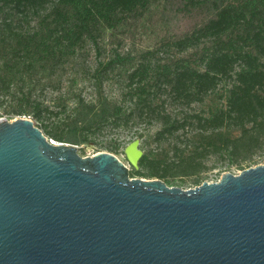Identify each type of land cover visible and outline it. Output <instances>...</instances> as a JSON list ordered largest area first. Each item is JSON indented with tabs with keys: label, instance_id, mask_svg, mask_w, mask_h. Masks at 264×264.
<instances>
[{
	"label": "water",
	"instance_id": "1",
	"mask_svg": "<svg viewBox=\"0 0 264 264\" xmlns=\"http://www.w3.org/2000/svg\"><path fill=\"white\" fill-rule=\"evenodd\" d=\"M76 149L0 119V264H264V163L183 190Z\"/></svg>",
	"mask_w": 264,
	"mask_h": 264
},
{
	"label": "rangeland",
	"instance_id": "2",
	"mask_svg": "<svg viewBox=\"0 0 264 264\" xmlns=\"http://www.w3.org/2000/svg\"><path fill=\"white\" fill-rule=\"evenodd\" d=\"M53 6L54 0H48L34 10L27 9V16L10 10L13 15L5 17L8 8L0 13V49L5 53L13 46L20 48L19 42L16 43L21 40L19 36L38 31L52 32L54 35L47 42L55 46L51 61H31L30 58L20 60L14 65L11 63L13 69L7 71L0 59V78L7 80L14 94L12 97L6 91L0 93V119L13 121L22 117L29 118L45 132L42 133L47 138L55 142L58 141L51 136H63L65 125L77 113L80 100L84 103L97 101L100 92L92 74L100 62L106 63L117 53L122 56L130 54L134 58L130 63L111 70L101 84V95L104 98L111 104L127 107L126 110H129L134 106L130 103L131 91L145 83H136V79L131 77L133 70L140 63L163 64L183 56L182 52L163 46L171 33L177 29L180 31L186 24L169 8H164L163 1L153 4L139 21L119 26L117 31L102 28L97 37V45L87 37L75 43L74 40L61 37L54 17L50 16ZM54 38L59 40L56 39L58 41L55 42ZM31 58L35 59L36 56ZM234 68L238 70L237 67ZM154 82L155 80L151 81ZM231 84V79L225 78L217 81V88H227ZM174 86L175 82L165 83L159 91L157 85L152 87L156 91L152 104L163 110L159 117L152 119V123L132 116L127 123L85 134L86 141L83 144L76 145L66 140H62L65 141L62 143L75 145L81 157L93 156L99 152L115 155L128 166L131 179H158L168 187L183 190L193 189L203 182H218L225 172L237 175L243 169L264 163V124L244 120L240 126L208 125L205 120L213 118L214 113H219V109L215 111L213 108H226V100L218 102L214 94H209L199 95L198 99L186 103L183 98H176ZM30 88L33 89V98L42 102V106L48 107L49 111L42 115L43 125L31 113L25 112L29 108L21 106L17 99L20 96L18 90L26 91ZM163 114L178 120L186 115L192 116L188 121L195 127L191 131L186 128L171 134H159L163 130ZM134 139L139 140L142 156L146 157L144 165L137 169L141 175L130 174L132 168L124 153L125 147ZM220 141L226 142L228 148L220 149Z\"/></svg>",
	"mask_w": 264,
	"mask_h": 264
},
{
	"label": "trees",
	"instance_id": "3",
	"mask_svg": "<svg viewBox=\"0 0 264 264\" xmlns=\"http://www.w3.org/2000/svg\"><path fill=\"white\" fill-rule=\"evenodd\" d=\"M47 1L0 0V13L8 8L5 17L13 15L10 10L27 16V9L34 10ZM158 1H163L164 8H169L186 23L183 29L171 33L163 43L164 47L182 52L183 56L163 64L140 63L131 77L136 79V83H145L131 91L130 103L134 106L129 110L104 98L101 84L111 70L130 63L134 58L130 54L122 56L117 53L106 63L100 62L92 74L100 92L97 101L84 103L80 100L78 111L69 118L63 136L51 137L61 143L66 140L78 145L85 143V134L127 123L132 116L152 123V119L163 111L152 104L156 98L152 87L157 85L159 91L162 85L170 82H175L173 91L176 98H183L186 103L198 99L199 95L209 94H214L218 102L226 100V108H213L215 111L219 109V113L205 120L208 125L240 126L244 120L264 124V0H54L50 16L54 17L61 37L74 40L73 43L87 37L97 45L102 28L117 31L119 26L137 22ZM7 24L11 25L10 22ZM52 35V32L38 31L19 36L21 40L16 43L19 42L20 48L13 46L7 53L0 49L4 67L8 71L18 61L29 58L31 61H51L55 46L50 45L47 39ZM56 39L55 42L59 40ZM34 56L36 58L32 59ZM225 78L231 79V86L217 88V81ZM152 80L155 82L151 83ZM6 81L0 78V93L6 91L13 97ZM32 93L31 88L26 91L20 89L17 99L21 106L29 108L24 111L31 113L43 125L42 115L49 111L48 107L42 106ZM191 117L186 115L178 120L163 114V130L159 134H171L186 128L191 131L195 127L188 121ZM219 143L220 149L228 148L226 142ZM145 161L146 157L142 156L138 163L140 168ZM130 174L141 175V172L132 168Z\"/></svg>",
	"mask_w": 264,
	"mask_h": 264
}]
</instances>
